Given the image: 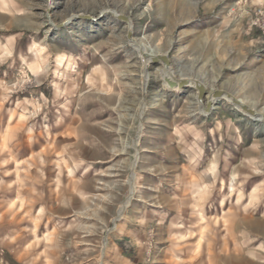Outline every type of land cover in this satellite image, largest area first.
<instances>
[{"label": "rangeland", "instance_id": "1", "mask_svg": "<svg viewBox=\"0 0 264 264\" xmlns=\"http://www.w3.org/2000/svg\"><path fill=\"white\" fill-rule=\"evenodd\" d=\"M248 1L0 0V56L15 37L16 58L0 80L30 43L47 46L31 56L50 72L0 108V264H264V177L243 200L209 201L188 164L217 152L222 170L264 165V31L251 24L264 0Z\"/></svg>", "mask_w": 264, "mask_h": 264}, {"label": "clouds", "instance_id": "2", "mask_svg": "<svg viewBox=\"0 0 264 264\" xmlns=\"http://www.w3.org/2000/svg\"><path fill=\"white\" fill-rule=\"evenodd\" d=\"M11 7V5H5V8ZM15 37L8 38L6 42L3 43L4 55L0 56V70H3L4 75L7 76V70L13 69L16 65V58L13 57V51L11 45L13 44ZM40 48L41 53L47 52V46L37 43H30L27 47V53L19 57L22 67L16 69V76L11 80H0V84L4 85L3 88V98L0 99V108L3 104L8 103L11 94L16 92L25 91L27 86L38 84L40 81L35 79L36 77H41L46 79L50 74L48 68V57L45 56L41 66H37V61L32 59V52L34 49ZM55 67V65H53ZM43 99V97H41ZM48 101L45 100L44 104L47 106ZM22 104L28 107H32V103L25 99ZM17 108L20 104H17ZM40 106H35L34 111L28 113L27 116H20L19 120L24 122L29 117H35L40 112ZM17 131H24L22 125L18 126ZM34 127L29 126L26 130V135L28 141L34 142L33 140ZM39 135V133H37ZM203 138V137H201ZM8 152V149H5ZM200 155L202 157L203 150L200 149ZM218 153L213 152L207 159V162L201 167L200 159L192 158L188 160V164L193 167V169H199L195 171L193 179L199 183V186L204 191L208 200L210 201L214 196H221L223 199L227 200L231 196L235 195L240 200L245 198L244 185L252 179L253 176L264 177V165H258L256 168L241 172L239 170L221 169L219 161L217 159ZM69 163H73V167H78L86 163L85 160L79 159L73 162L71 155H69ZM13 162V157L9 153L7 158L4 160V164H9ZM264 186V179L259 180L256 184L252 186V194L256 192V188ZM38 197H42L41 194L33 193ZM30 203L32 201H29ZM23 203V201H21ZM44 211L43 205H41L40 210L37 214L38 218L40 213Z\"/></svg>", "mask_w": 264, "mask_h": 264}, {"label": "built area", "instance_id": "3", "mask_svg": "<svg viewBox=\"0 0 264 264\" xmlns=\"http://www.w3.org/2000/svg\"><path fill=\"white\" fill-rule=\"evenodd\" d=\"M248 2V0H238L237 3L241 8H244ZM252 16L253 18L251 24L261 26L262 30L264 31V1L257 3L256 7L253 10Z\"/></svg>", "mask_w": 264, "mask_h": 264}, {"label": "bare ground", "instance_id": "4", "mask_svg": "<svg viewBox=\"0 0 264 264\" xmlns=\"http://www.w3.org/2000/svg\"><path fill=\"white\" fill-rule=\"evenodd\" d=\"M199 31H200V30H199L198 28H196V27L193 28V29L191 30L192 33H197V32H199ZM143 56H144V55H143ZM144 57H145V56H144ZM195 87H196V86H195ZM196 88H197V87H196ZM228 99H229V101H232V99H230V98H228ZM263 118H264V117H263ZM143 203H144V201H143ZM197 206H198V208H199V212H200V215H201V214L203 213L202 205L199 203ZM201 219H202V218H201ZM229 230H230V229H229ZM225 258H226V257H225ZM227 259L229 260L230 258L228 257ZM227 259H226V260H227ZM240 261H242V259H240V258H239V259H232V258H231V259L229 260V262H230L229 264H234V263L239 264ZM227 262H228V261H227Z\"/></svg>", "mask_w": 264, "mask_h": 264}, {"label": "water", "instance_id": "5", "mask_svg": "<svg viewBox=\"0 0 264 264\" xmlns=\"http://www.w3.org/2000/svg\"><path fill=\"white\" fill-rule=\"evenodd\" d=\"M185 85H186V83H179V84H176V83L173 82V81H168V86H169L170 88H174V87L177 86L178 89H182ZM215 96H216V98H217V97H220V93H217ZM209 108H210V104H208V106H207V109H209ZM246 112H247L248 114H250V115H253V112H252V111L246 110Z\"/></svg>", "mask_w": 264, "mask_h": 264}, {"label": "crops", "instance_id": "6", "mask_svg": "<svg viewBox=\"0 0 264 264\" xmlns=\"http://www.w3.org/2000/svg\"><path fill=\"white\" fill-rule=\"evenodd\" d=\"M217 20H218V17H217ZM217 20L213 21V22H212L213 24H209V26H212V25L216 24ZM207 25H208V24H207ZM257 33H258V32H257ZM257 33H256V34H257Z\"/></svg>", "mask_w": 264, "mask_h": 264}]
</instances>
